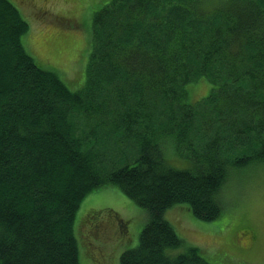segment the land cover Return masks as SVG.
Segmentation results:
<instances>
[{"label":"trees","instance_id":"obj_1","mask_svg":"<svg viewBox=\"0 0 264 264\" xmlns=\"http://www.w3.org/2000/svg\"><path fill=\"white\" fill-rule=\"evenodd\" d=\"M27 29L0 0V264H79L76 212L106 186L147 215L121 264H210L173 253L165 213L215 221L231 172L264 164V0H111L92 15L75 91L27 53ZM200 80L209 93L188 101ZM97 215L81 220L88 241L108 229Z\"/></svg>","mask_w":264,"mask_h":264},{"label":"rangeland","instance_id":"obj_2","mask_svg":"<svg viewBox=\"0 0 264 264\" xmlns=\"http://www.w3.org/2000/svg\"><path fill=\"white\" fill-rule=\"evenodd\" d=\"M9 1L28 24L21 36L27 53L40 67L55 72L71 90L83 88L91 51L92 15L111 0ZM210 88L206 80L189 84L188 101L206 96ZM166 153L171 166L186 168V162L178 159L174 151L168 149ZM221 205L220 217L212 222L198 220L184 204L168 209L165 218L182 240L173 253L195 247L210 264H264V164L232 171L221 190ZM91 213H98L96 219L105 222L108 229L97 236L100 239L92 235L88 241L81 220ZM112 214L121 220L122 231L116 220L109 219ZM146 220L145 210L117 187L92 191L75 215L79 264H121L122 253L137 246ZM245 227L255 235L251 246L255 245L254 250L248 254L239 251L250 240Z\"/></svg>","mask_w":264,"mask_h":264},{"label":"flooded vegetation","instance_id":"obj_3","mask_svg":"<svg viewBox=\"0 0 264 264\" xmlns=\"http://www.w3.org/2000/svg\"><path fill=\"white\" fill-rule=\"evenodd\" d=\"M245 229H247V232L249 233L250 240H248L247 242H245V244H244V246H242V248H245L246 247L248 249V248H250L252 246V244L255 241V239H254V232L251 229H249L248 227L245 228Z\"/></svg>","mask_w":264,"mask_h":264}]
</instances>
